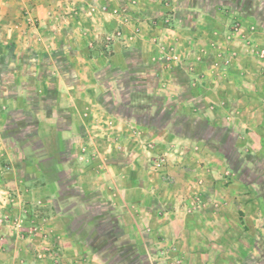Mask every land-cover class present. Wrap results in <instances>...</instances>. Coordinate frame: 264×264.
I'll list each match as a JSON object with an SVG mask.
<instances>
[{
    "label": "rangeland",
    "instance_id": "obj_1",
    "mask_svg": "<svg viewBox=\"0 0 264 264\" xmlns=\"http://www.w3.org/2000/svg\"><path fill=\"white\" fill-rule=\"evenodd\" d=\"M7 259L264 264V0H0Z\"/></svg>",
    "mask_w": 264,
    "mask_h": 264
},
{
    "label": "crops",
    "instance_id": "obj_2",
    "mask_svg": "<svg viewBox=\"0 0 264 264\" xmlns=\"http://www.w3.org/2000/svg\"><path fill=\"white\" fill-rule=\"evenodd\" d=\"M146 70H150V68H146ZM128 94H129V92H127ZM176 100V102H177V104H182L181 106L180 105H177V107L175 106V111H174V113H177L178 114V112L179 111H181L182 110V107L183 106H185V104H186V106H189V104H190V99H188V98H184V99H181L180 101H178L177 99H175ZM185 103V104H184ZM255 127H257V126H254V128ZM75 128V127H74ZM78 128V127H77ZM159 130H161L162 131V128H160ZM240 132H242L243 134L242 135H245V134H247V135H249L250 136V140H252L251 142H252V144H250L249 145V147L250 146H252L253 145V143H254V141H255V139H257V134L255 133V130H252V129H240L239 130ZM74 134H76V132H73V131H71V130H65V131H60L59 132V134H58V137H59V135H60V138L59 139H64L65 141H66V144H68V143H70V140H72V138H73V136H74ZM254 140V141H253ZM256 142H257V140H256ZM244 145V144H243ZM250 150V149H249ZM66 164V163H65ZM64 164V165H65ZM253 198V197H252ZM262 198L261 197H259L257 200L259 201V200H261ZM254 203H257L256 201L254 202ZM238 215L240 214V215H242V212H241V210H238L237 212H236ZM238 220L240 221V222H242V218L240 217H238ZM243 226H245L244 224H243ZM203 242H206V240H204ZM246 243L245 244H251V243H249V241L247 240V241H245ZM248 242V243H247ZM10 254V256H13L12 254L13 253H9ZM5 264H12L11 263V260L10 259H7V261L5 262Z\"/></svg>",
    "mask_w": 264,
    "mask_h": 264
},
{
    "label": "trees",
    "instance_id": "obj_3",
    "mask_svg": "<svg viewBox=\"0 0 264 264\" xmlns=\"http://www.w3.org/2000/svg\"><path fill=\"white\" fill-rule=\"evenodd\" d=\"M151 22H152V23H155V22L157 23L158 20H155V21L153 20V21H151ZM167 22H170V19H168Z\"/></svg>",
    "mask_w": 264,
    "mask_h": 264
}]
</instances>
